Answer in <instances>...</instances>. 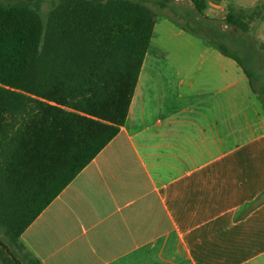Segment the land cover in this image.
I'll return each instance as SVG.
<instances>
[{
	"label": "crops",
	"instance_id": "0c3cea01",
	"mask_svg": "<svg viewBox=\"0 0 264 264\" xmlns=\"http://www.w3.org/2000/svg\"><path fill=\"white\" fill-rule=\"evenodd\" d=\"M22 239L43 264H264V105L245 70L163 16L125 126ZM0 264H16L1 246Z\"/></svg>",
	"mask_w": 264,
	"mask_h": 264
},
{
	"label": "trees",
	"instance_id": "16d2710c",
	"mask_svg": "<svg viewBox=\"0 0 264 264\" xmlns=\"http://www.w3.org/2000/svg\"><path fill=\"white\" fill-rule=\"evenodd\" d=\"M11 1H0V246L16 264H43L23 233L125 126L163 16L145 0H52L46 16L43 0ZM187 2L195 9L156 5L238 62L264 105V85L229 51L207 0ZM225 12L223 24L248 35L264 20V0Z\"/></svg>",
	"mask_w": 264,
	"mask_h": 264
},
{
	"label": "rangeland",
	"instance_id": "374dc122",
	"mask_svg": "<svg viewBox=\"0 0 264 264\" xmlns=\"http://www.w3.org/2000/svg\"><path fill=\"white\" fill-rule=\"evenodd\" d=\"M6 3H11V0H0ZM16 1V0H14ZM20 1H28V2H35L37 0H20ZM158 1H165L169 5L178 4L182 6L184 9L191 8V4L187 2V0H180L183 3H180L178 0H145L146 4L150 6L158 16H168L170 18H174L177 20H181L175 13L167 8L161 9L159 8L156 3ZM244 2V3H242ZM228 3L235 4L239 7H243L246 9H250L247 1H234V0H227L225 2V6ZM52 7V0H43L42 3V13L46 16L50 8ZM225 10L223 12H215L212 10H208L206 12V16L210 19L216 20L217 24H219L225 33L222 34L224 41L227 42L229 51L238 54L242 60L244 61L245 65L252 73L255 82L258 85H264V53L260 51L259 44L264 42V20H258L257 22L253 23L250 28V32L248 35L239 32L235 28L232 27H223V19L225 17ZM161 18H159L160 20ZM259 52V54L257 53Z\"/></svg>",
	"mask_w": 264,
	"mask_h": 264
},
{
	"label": "water",
	"instance_id": "95a60500",
	"mask_svg": "<svg viewBox=\"0 0 264 264\" xmlns=\"http://www.w3.org/2000/svg\"><path fill=\"white\" fill-rule=\"evenodd\" d=\"M180 3H183V1H180V0H178ZM192 8H194L195 9V6H191ZM223 27L225 28L226 26L225 25H223Z\"/></svg>",
	"mask_w": 264,
	"mask_h": 264
}]
</instances>
